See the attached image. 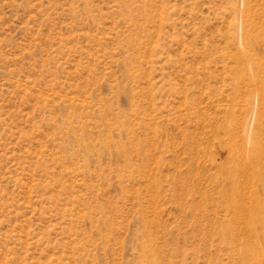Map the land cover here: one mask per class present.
<instances>
[{"label": "rangeland", "instance_id": "rangeland-1", "mask_svg": "<svg viewBox=\"0 0 264 264\" xmlns=\"http://www.w3.org/2000/svg\"><path fill=\"white\" fill-rule=\"evenodd\" d=\"M0 264H264V0H0Z\"/></svg>", "mask_w": 264, "mask_h": 264}]
</instances>
